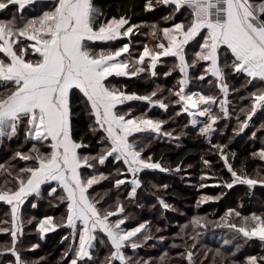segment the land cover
Wrapping results in <instances>:
<instances>
[{
    "label": "snow or ice",
    "instance_id": "6c2138e0",
    "mask_svg": "<svg viewBox=\"0 0 264 264\" xmlns=\"http://www.w3.org/2000/svg\"><path fill=\"white\" fill-rule=\"evenodd\" d=\"M160 5L171 6L175 13L187 12V22L163 28L157 23L132 24L127 10L116 15L106 13L96 0H0V15L5 16L0 18V146L20 143V148L0 163V202L9 206L10 216V220L0 221L7 225L0 226V233L11 237L10 246L0 245V256L13 257L5 264H41L46 260H27L18 247L25 226L22 205L29 197L43 199L45 192L49 206L53 210L63 206L64 212L44 215L36 228L41 239L58 229L69 230L60 241L68 244L61 257L64 264H171L173 258L167 250L155 262L127 254L128 250L135 253L155 237L150 221L127 227L131 217L126 202L138 198V189L144 186L141 174L146 170L180 172L183 163L175 169L164 167L160 160L146 154L151 145L141 137L179 139L184 133L166 131L168 121L150 118L147 112L134 116L131 109L121 111V106L131 101H142L167 112L168 98H158L165 91L159 85L139 95L129 92L127 85L117 87L109 81L113 76L133 78L145 72L155 77L161 57L177 61L164 76H171L173 70L181 74L177 86L167 90L171 102L180 106L175 115L187 114L192 126L200 125V135L208 139L230 174L229 180L220 179V184L229 190L235 185L249 189L264 186V168L253 169L255 175L248 171L249 160L264 165V146L240 160L237 167L235 152L225 144H211L217 122L230 116V92L241 91L230 86L229 78L243 79L241 88L246 95L241 99L250 101L249 107L240 109L245 118L236 117L237 135L249 128L258 110H264V0H145L143 10L153 11ZM141 27L150 29L147 35L154 44H142L143 51L133 55L132 37ZM124 39L128 42L119 47L97 50L98 42L110 45ZM193 43L198 51L189 58L186 48ZM198 64L203 74L196 79L204 81L210 76L209 83L215 82L213 86L223 98L191 91L190 69ZM216 105L220 114L213 111ZM262 130L264 123L257 129ZM252 136L256 137L255 131ZM88 141H94L99 149L94 154ZM28 144L31 146L27 151L21 150ZM110 158L123 166L112 174V189L116 192L112 203L108 202L112 189L103 195L90 192L109 180L108 175L97 171V166H105ZM201 160L212 168L210 160L203 156ZM19 162L24 166L18 167ZM208 178L207 174L201 176V180ZM122 187L128 189L124 200L119 197ZM152 187L159 191L168 185ZM220 198L203 195L197 203ZM157 199L164 210L171 208L162 197ZM33 220L36 217L27 223ZM210 224L231 238L223 237L218 248L195 251L202 234L199 229H207ZM190 226L194 235L188 236L192 240L188 244L184 237ZM155 231L162 229L157 227ZM254 238L264 242V211L244 215L229 208L215 221L194 216L180 227L170 247L183 248L176 258L185 264H205L209 252L211 264H264V255H247L242 262L236 259L242 247L237 241L247 243ZM158 239L164 241L166 237ZM176 239L183 243H176ZM37 248L39 244H33L31 250ZM102 249L106 252L103 258Z\"/></svg>",
    "mask_w": 264,
    "mask_h": 264
},
{
    "label": "trees",
    "instance_id": "16d2710c",
    "mask_svg": "<svg viewBox=\"0 0 264 264\" xmlns=\"http://www.w3.org/2000/svg\"><path fill=\"white\" fill-rule=\"evenodd\" d=\"M96 3L106 13L113 15L118 14L122 9L127 10V14L131 17L130 23L138 25L157 23L161 28L170 27L173 23H186V18L188 17L187 12H183V14L175 13L171 6L163 5L158 6L153 11L146 12L143 10L145 0H96ZM11 11H15V9H11ZM6 15H10V12ZM169 15H173L174 19L165 21L163 18ZM0 18H5V16L0 15ZM149 31L150 29L148 27H141L138 34L132 37L133 47L131 48V52L133 55L143 51L142 44H148L149 47L153 46L154 41L147 35ZM127 42V39L114 42L110 45L98 42L97 50L106 47H119ZM195 51H198V48L194 43L186 48L189 58H191ZM176 63L177 61L174 57H161L160 63H158L156 68L157 75L155 77L145 72L133 78L113 76L110 77L109 81L117 87L127 85L129 92H136L139 95H146L159 85L165 91L162 97L158 96V98H168L165 101L170 105L167 112L157 107L150 108L146 102L142 101H131L127 105L121 106V111L127 112L131 109L134 116H139L147 112L150 118L167 120L168 123L165 125L166 131L175 130L174 135H179L181 132L184 133L179 139L141 137V139H147L151 145L146 154L152 155L154 160H160L164 167L175 169L178 163L181 161L183 163L181 164L180 172L146 170L141 174L144 186L138 189V198L130 203L126 202L128 204L126 210L131 217L127 227H135L139 223L150 221V227L155 239L148 241L142 248L137 249L135 253L128 250L127 254L133 256L134 259L143 258L144 260H148L151 258L155 262L162 252L167 250L169 251L170 257L173 258L171 264H185V262L176 258L177 252L183 251V248L172 249L170 247L173 243V238L180 232L182 225L188 224L194 216L206 217L209 221L219 220V217L223 216L229 208H235L244 215H250L252 212L259 214L264 211V186L257 185L255 188L249 189L245 185H235L233 189L229 190L220 184V179L229 180L230 174L224 168L219 156L214 154L215 150L211 148L208 139L200 135V125L192 126L189 123L190 117L187 114L175 115V113L180 111V106L171 102L173 98L169 96L167 90L177 86V81L181 78V74L178 70H173L172 75L167 77L163 73L174 69ZM190 74L193 78V82L190 85L191 91L223 98L222 93L213 86L215 82L213 81V84L209 83V80L212 79L210 76L206 77L204 81L196 79V77L203 74V68L200 64L190 69ZM229 84L235 88H240L241 91L230 92L228 96V100L230 101V116L228 118H222L217 122L215 125L216 131L211 137V144L227 145L229 151L237 154V162L234 166L238 167L240 160L245 157H250L252 151L264 146V130L257 131L260 125L264 123V110H258L249 122V128L237 135L234 131L238 128L236 117L239 116L241 120L245 118V113L240 112V109L249 107L250 101L241 99V96L246 95L244 89L241 88L243 84L242 78H229ZM213 111L220 114L219 106H214ZM254 131L256 132L255 138L252 136V132ZM88 142L92 144L91 151L93 154L99 150L94 141ZM30 146V144L24 145L21 150L27 151ZM17 148H20V143L17 141L6 142V146H0V163L8 159ZM202 156L212 162V168H207L203 165L201 160ZM17 166H24L23 162H19ZM122 167L118 163L111 162V158L105 166H97V171L104 172L105 175L109 176V180L94 186V191L90 190L91 194L103 195L112 189V183L115 178L112 174L116 172L117 168ZM257 167L264 168V165L258 161L249 160L248 171L250 174L255 175L253 169ZM88 172L92 174L91 170H88ZM205 174L210 178L201 180V176ZM261 174L264 175V172ZM202 183L208 186L201 188L200 185ZM164 184L168 185L166 190L158 191L152 187V185L160 186ZM127 191V188H121L119 192L121 200H124ZM154 192L155 195L153 194ZM202 195L220 196L221 198L198 205L197 202ZM115 196L116 192L112 189V199L108 202L112 203ZM158 197H162L171 205V208L164 210L158 203ZM49 199L45 192L43 199L37 200L34 197H29L22 205L21 212L25 226L24 236L21 238L18 247L21 250L23 258L27 260L39 261L41 257H45L46 260L41 261V264H64L61 257L67 249L68 244H61L60 241L63 236L68 235L69 230L67 228L58 229L56 232L48 233L41 239L36 228L37 221L44 215L59 216L64 212L63 206L59 210H53L49 206ZM32 204H36L37 207L33 208ZM32 217H36V220H33L31 224L27 223ZM6 219L10 220L9 206L0 202V221ZM0 226L6 227L7 225L0 224ZM157 227L161 228L162 231L156 232L155 229ZM199 231L202 234L195 249L197 252H202L205 248H218L221 246L224 236L231 237L226 231L214 228L211 224L207 229H199ZM187 233L188 235H185L184 238L188 244H191L192 240L188 238L189 235H194L191 226L187 230ZM159 236H164L166 239L160 241L158 239ZM175 242L178 244L183 243L180 239H176ZM237 243L242 245L236 255L238 261L242 262L247 255H264V242H261L259 239L254 238L247 243L243 240H238ZM5 244L10 246L11 237L8 234L0 233V245ZM33 244H39V248L31 250ZM105 254L106 252L102 249L101 258ZM208 256L209 260L205 264H211L212 253L209 252ZM199 259H203V256H200ZM12 260L13 257L11 255L0 256V264H5V262Z\"/></svg>",
    "mask_w": 264,
    "mask_h": 264
},
{
    "label": "rangeland",
    "instance_id": "374dc122",
    "mask_svg": "<svg viewBox=\"0 0 264 264\" xmlns=\"http://www.w3.org/2000/svg\"><path fill=\"white\" fill-rule=\"evenodd\" d=\"M200 119H203V118H200ZM203 196V195H202ZM227 236V235H226ZM225 237V236H224ZM231 238V237H230Z\"/></svg>",
    "mask_w": 264,
    "mask_h": 264
},
{
    "label": "crops",
    "instance_id": "0c3cea01",
    "mask_svg": "<svg viewBox=\"0 0 264 264\" xmlns=\"http://www.w3.org/2000/svg\"><path fill=\"white\" fill-rule=\"evenodd\" d=\"M110 79V78H109ZM200 119V118H199Z\"/></svg>",
    "mask_w": 264,
    "mask_h": 264
}]
</instances>
